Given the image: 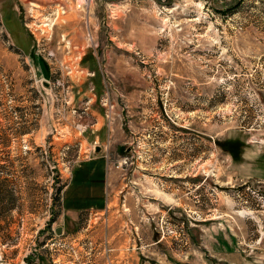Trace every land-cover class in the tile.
<instances>
[{"label": "rangeland", "instance_id": "obj_1", "mask_svg": "<svg viewBox=\"0 0 264 264\" xmlns=\"http://www.w3.org/2000/svg\"><path fill=\"white\" fill-rule=\"evenodd\" d=\"M0 264H264V0H0Z\"/></svg>", "mask_w": 264, "mask_h": 264}, {"label": "water", "instance_id": "obj_2", "mask_svg": "<svg viewBox=\"0 0 264 264\" xmlns=\"http://www.w3.org/2000/svg\"><path fill=\"white\" fill-rule=\"evenodd\" d=\"M45 84V82H43Z\"/></svg>", "mask_w": 264, "mask_h": 264}]
</instances>
